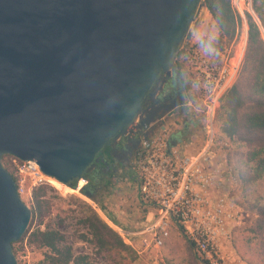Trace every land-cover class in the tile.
I'll return each instance as SVG.
<instances>
[{
    "label": "water",
    "instance_id": "obj_1",
    "mask_svg": "<svg viewBox=\"0 0 264 264\" xmlns=\"http://www.w3.org/2000/svg\"><path fill=\"white\" fill-rule=\"evenodd\" d=\"M202 7V0H0V264H18L12 244L32 217L3 156L34 161L79 189L72 183L104 148L113 142L116 151L134 133L147 93L174 69Z\"/></svg>",
    "mask_w": 264,
    "mask_h": 264
},
{
    "label": "built area",
    "instance_id": "obj_2",
    "mask_svg": "<svg viewBox=\"0 0 264 264\" xmlns=\"http://www.w3.org/2000/svg\"><path fill=\"white\" fill-rule=\"evenodd\" d=\"M245 6L253 12L252 0H237L236 8L233 6L243 24ZM189 41L180 50L181 64L204 105L203 115L197 118L202 143L195 148L184 139L172 145V136L177 134H172L168 124L161 126L153 137H144L133 163V177L142 205L153 209L155 215L138 231L119 226L114 229L128 244L147 251L163 247L172 227L177 226L202 264H226L221 240L229 235L227 224L239 220V210L233 199L223 194L235 178L231 168L222 170L215 163L229 146L228 141L217 139L215 117L224 94L235 81L239 60L219 61L197 44L188 45ZM9 157L20 197L40 185L51 184L53 179L36 162ZM81 182L87 184L85 179ZM136 239L141 240L139 247Z\"/></svg>",
    "mask_w": 264,
    "mask_h": 264
},
{
    "label": "rangeland",
    "instance_id": "obj_3",
    "mask_svg": "<svg viewBox=\"0 0 264 264\" xmlns=\"http://www.w3.org/2000/svg\"><path fill=\"white\" fill-rule=\"evenodd\" d=\"M232 5L236 8L237 0H232ZM243 11L245 14V22L243 24V21H240L237 36L233 44L224 50H218L208 45V39L215 36L216 32L213 28L211 16L208 10L203 6L195 18V24H192L190 29V38L188 39L190 41L188 42V45L197 44L204 49L208 55L219 61L239 60V71L241 62L244 58L247 42V14H250L254 21L259 25L264 38V29L255 12L253 11L250 13L247 11L246 6L243 7ZM185 42H187V40ZM242 46L243 52L241 56ZM177 60L181 64V53L179 58L177 56ZM182 70L187 85H189L190 111L188 117L190 118L191 123L194 122L196 126V131L187 134L185 141H190L193 146L197 148L201 145L203 139V133L197 118H200L203 115L202 111L204 105L197 93L192 89L189 74L186 72L183 65ZM183 123L182 118L173 119L169 122L168 125L171 128L172 134L179 133V135H182L184 138L183 134L185 128ZM216 127L217 139L221 142L222 139H220L218 125ZM228 143V148L219 154L215 163L221 166L222 170L225 169L229 171V168H231L230 164L237 166V168L242 167L241 161L246 151V147L240 142ZM11 160L12 159L7 155L4 156L2 162H5L11 167ZM132 175L133 170L129 169L118 177H112L111 182L104 185L105 188L103 191L96 192L95 194L90 192V196L84 194L82 189L75 190L69 186L51 180L53 182H51V185L56 190L49 193L53 202V211L45 220V223L41 228L44 229L45 225H48L49 227L59 229L65 235L67 243L73 246L76 253L90 254L95 260V264H108L105 260L97 257L92 244L83 242L79 238V234L86 232V229L79 223V221L86 211L84 205L86 203L91 206L113 229L114 226H112L111 223L114 225L125 223L126 227H120L128 231H138L141 229V226L149 224L151 218L147 220L144 215L138 216L137 218L136 213L122 209L121 205L120 211H125V217L119 219L118 216L115 215L116 213L114 212V209L116 208L113 206L117 205V198L125 197L124 192L126 191L127 194H131L128 190H132V186L136 189V186L130 179V176ZM80 182L81 180L78 181L77 185H79ZM128 183H130L131 186H129ZM82 186L85 185L82 184ZM35 189L36 188L33 189L32 193L29 190V192H26L21 197L24 203L29 207ZM216 193L218 194V191ZM223 194L227 195L235 202L239 210V220L227 224L229 235L221 240L222 257L226 264H252L251 262H258L260 257L256 255V252H264V249H259L256 246L259 241L264 239V179L252 184H245L241 181L238 182L235 180L232 184L226 186L225 190H223ZM128 198L131 200V195H128ZM103 211H106V214H104ZM120 220H123L124 223ZM124 242L128 244L125 240ZM140 242V239L135 240L137 245L140 244ZM133 248L138 256V261L135 264H202L198 254L177 226L172 227L170 238L164 243L163 247L159 249L149 248L147 251H143V249L140 250L137 247ZM44 253L45 250L29 245L25 242L18 244L15 256L18 264H44Z\"/></svg>",
    "mask_w": 264,
    "mask_h": 264
},
{
    "label": "trees",
    "instance_id": "obj_4",
    "mask_svg": "<svg viewBox=\"0 0 264 264\" xmlns=\"http://www.w3.org/2000/svg\"><path fill=\"white\" fill-rule=\"evenodd\" d=\"M202 4L210 14L216 32L215 36L208 39V45L218 50L231 46L240 24V17L233 8L232 0H202ZM252 8L264 29V0H252ZM247 25L244 58L236 81L221 100L215 121L220 131V139L230 143L240 142L246 147L241 161L242 167L237 168L232 164L230 167L236 181L252 184L264 179V38L259 25L250 14H247ZM242 52L243 46L241 55ZM177 64L182 68L178 60ZM182 75L185 76L184 72ZM178 135L179 133L176 136ZM176 136L171 139L172 145L179 141ZM2 164L16 181L13 168L5 162ZM82 178L88 181L89 173L85 172ZM77 183L75 180L72 185L77 186ZM51 191H56L51 184L40 185L34 190L30 201L31 222L22 238L12 244L14 254L18 244L26 242L45 250L44 264H95L90 254L76 253L59 229L48 225L41 228L53 211V202L49 195ZM84 205L86 211L79 223L86 232L79 234V238L92 244L97 257L108 264H135L138 261L135 249L126 244L123 237L91 206L86 203ZM103 212L106 214V211ZM256 246L264 249V239ZM256 255L260 257L259 261L251 263L264 264V252H256Z\"/></svg>",
    "mask_w": 264,
    "mask_h": 264
},
{
    "label": "flooded vegetation",
    "instance_id": "obj_5",
    "mask_svg": "<svg viewBox=\"0 0 264 264\" xmlns=\"http://www.w3.org/2000/svg\"><path fill=\"white\" fill-rule=\"evenodd\" d=\"M183 70L176 64L173 70L162 72L152 89L146 95L144 103V114L138 120L135 131L128 138L122 137L118 142V149L113 151V142L104 148L98 155L99 162L87 172L90 179L87 186L92 194L103 191L105 184L111 182L112 177L119 176L125 171L132 169L137 152L141 147L142 140L151 131L163 124H168L173 119L182 118L184 124V138L179 135L176 138L184 140L190 132L196 131V126L188 117L190 111L189 91ZM189 123V124H188ZM186 124L189 125L186 128ZM129 144L123 151V146ZM104 156L105 163L101 162Z\"/></svg>",
    "mask_w": 264,
    "mask_h": 264
},
{
    "label": "crops",
    "instance_id": "obj_6",
    "mask_svg": "<svg viewBox=\"0 0 264 264\" xmlns=\"http://www.w3.org/2000/svg\"><path fill=\"white\" fill-rule=\"evenodd\" d=\"M133 176H134V172H133V175L130 176V179L133 181L134 185L136 186ZM128 185L131 186L130 183H128ZM132 188H133L132 190H128V192H131V194H127V191L126 192L123 191L124 194H125V197H122V198L121 197H118L117 198V200H116L117 201V205L116 206H113V207L116 208V209H114V212L116 213L115 215H117L119 219L125 217V215H124L125 214V211L124 212H121L120 211V205H121L122 209H124L126 211H129L130 210L133 213H136L137 214V218H138V216H143L144 215V217L147 220L149 218H151L150 221H152V218L155 215V211L153 209L149 208V207H144L142 205V203H141L140 195H139L137 186H136V189L133 186H132ZM128 195H131V200H130V198H128ZM121 199H122V201H121ZM120 221L122 223H124L123 220H120ZM111 225L114 226V227H117L118 224L117 225H114L113 223H111ZM118 226L119 227L120 226L126 227V224L124 223V224H120Z\"/></svg>",
    "mask_w": 264,
    "mask_h": 264
},
{
    "label": "bare ground",
    "instance_id": "obj_7",
    "mask_svg": "<svg viewBox=\"0 0 264 264\" xmlns=\"http://www.w3.org/2000/svg\"><path fill=\"white\" fill-rule=\"evenodd\" d=\"M242 56V55H241ZM54 180V179H53ZM54 181H56V180H54ZM52 182V181H51ZM53 183V182H52ZM59 183V182H58ZM82 182H80V184H79V189L78 190H81L80 188L82 187Z\"/></svg>",
    "mask_w": 264,
    "mask_h": 264
}]
</instances>
